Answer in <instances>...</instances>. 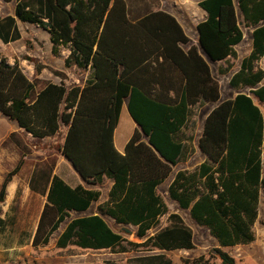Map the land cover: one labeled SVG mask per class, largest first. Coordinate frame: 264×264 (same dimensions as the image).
I'll use <instances>...</instances> for the list:
<instances>
[{
    "label": "trees",
    "instance_id": "obj_1",
    "mask_svg": "<svg viewBox=\"0 0 264 264\" xmlns=\"http://www.w3.org/2000/svg\"><path fill=\"white\" fill-rule=\"evenodd\" d=\"M233 1L198 2L206 13L196 26L198 46L169 12L152 11L148 5L139 9L134 0H15L13 14L0 16L2 43L19 40L17 22L36 25L49 34L54 56L69 52L63 59L65 68L87 72L80 85L67 86L65 74L51 70L60 82L37 89L16 60L9 64L0 58V113L35 139L59 136L64 128L63 139L54 147L79 177L91 187L112 180L108 198L96 213L73 217L72 212L92 208L100 192L82 185L71 187L54 175V159L35 166L29 187L45 196L46 202L32 238L34 249L47 245L63 224L55 242L58 248L72 245L122 254L150 244L158 250L129 257L127 264H173L165 252L194 249L192 228L181 214L169 212L159 187L172 166L194 150L181 143L189 120L188 104L196 102L189 98L196 93L204 101L220 99L218 82L200 50L211 62L236 59L234 47L244 39L240 15L244 26L252 28V45L229 79L237 94L207 114L198 140L204 160L192 170L177 171L167 189L168 199L215 241L207 254L183 263L240 264L227 249L255 240L253 227L264 191L260 107L264 69L259 66L264 57V0H238L236 5ZM171 70L174 76L168 77ZM125 102L139 128L120 154L113 131ZM9 138L25 148L16 133ZM23 164L21 157L2 178L0 210L7 185ZM20 194L18 187L14 201ZM16 207L17 203L10 208ZM162 217L166 224L159 228ZM107 218L116 226L134 227V236L142 242L124 238Z\"/></svg>",
    "mask_w": 264,
    "mask_h": 264
},
{
    "label": "rangeland",
    "instance_id": "obj_2",
    "mask_svg": "<svg viewBox=\"0 0 264 264\" xmlns=\"http://www.w3.org/2000/svg\"><path fill=\"white\" fill-rule=\"evenodd\" d=\"M164 2L163 7L167 8L168 0H162ZM172 1V0H171ZM190 1L195 0H188ZM134 3L139 9L144 8L146 5L153 8H159L160 0H134ZM236 5V3H235ZM240 26L244 34V40L239 44L237 51L239 54H243L247 50V44L250 40V28L245 27L242 18L238 15ZM22 39L20 41H15L9 45H0V58H4L9 62H16L21 66L23 73L28 77L29 80L36 83L37 89L41 88L47 82H60V77L53 74L51 70H58L65 74V79L63 83L67 86L74 84H81L83 80L86 79L87 72L83 73L77 68H65L63 64V59L68 55L67 50H63L61 55L54 56L51 53V45L48 39V33L38 27H32L27 25L21 26ZM262 69H264V61L261 63ZM40 67V71L37 72V68ZM221 91L227 97L229 95L227 80L221 77ZM264 84V82H262ZM231 90V89H230ZM234 92V90H231ZM244 91H247L246 89ZM255 103L257 100L255 99ZM261 111L264 113V103L260 104ZM125 117L128 119L129 115L127 110L125 111ZM6 117L0 113V120H4ZM7 120V118H6ZM4 127H10L11 125H16L13 120H8L4 122ZM64 129L61 127V132L59 136L47 137L44 139H34L26 133H22L21 139L23 140L24 149L22 156L25 157L24 169L26 170L30 164L36 162L38 164L42 162H47L51 159L58 160L60 155L55 150V145L62 140ZM0 136L1 133H0ZM1 139V137H0ZM19 157L17 149L13 148L12 145L8 144L7 140H0V182L5 174V172L12 168L17 162ZM59 176H64V169L61 166L57 170ZM262 178H264V154H262ZM105 188V185L102 186ZM159 193L161 196L165 192L164 187L159 188ZM163 197V196H162ZM165 199L169 201L166 196ZM170 204V211L172 209H177L174 204ZM41 206V201L34 202V206L28 205L27 203L21 205L18 203L14 213V220L11 226V230H16L23 228L25 231L24 239L30 234L34 233L37 223L39 209ZM7 202L3 203L1 206V211L7 209ZM96 208V203L92 206L91 210ZM90 210V211H91ZM180 214L184 222L192 228L194 232V243L195 247L193 250H174L165 252L168 258L173 262V264H184L183 260L197 257L199 255H205L208 251L215 246L214 239L210 236L208 231L202 226L195 224L188 216L187 211H182L180 209ZM108 223L113 226L117 231L122 232V236L130 241L140 243L135 234V228L132 226H116L112 221L107 219ZM166 224L165 217L160 218V225L163 227ZM64 224L55 231L49 239L47 245L32 249L31 251V261L28 264H104L105 261H114L115 264H127L126 260L129 257L147 254L151 252H157L149 244L145 248H136L128 253H115L109 250L105 251H93L84 250L74 246H68L66 248H58L55 244L58 234L63 230ZM255 240L248 245H239L227 251L235 257L236 261L240 264H264V191H261V197L259 198V218L254 224ZM155 230L149 232V235H153ZM7 240V238H6ZM151 249V250H146ZM8 264H20L17 263L13 258L5 259ZM2 260L0 264H6ZM218 263V261H216Z\"/></svg>",
    "mask_w": 264,
    "mask_h": 264
},
{
    "label": "crops",
    "instance_id": "obj_3",
    "mask_svg": "<svg viewBox=\"0 0 264 264\" xmlns=\"http://www.w3.org/2000/svg\"><path fill=\"white\" fill-rule=\"evenodd\" d=\"M199 1L200 0H195V2L190 1V3H189L188 0H172V1L168 0V2H167L168 7L164 8L163 7L164 2L162 0H160L159 8L151 9V6H150V10H152V11L162 10V11L169 12V14H171L173 17H175L177 19V22L180 24V26L182 27L185 34L192 41L191 43L198 46L199 41H198V33H197L196 26L200 21H203L206 18L205 11H203L198 6ZM237 1L238 0H234L233 1L234 4ZM14 6H15V0H12L11 2H8V3L0 1V16L3 17L6 15H12L14 12ZM238 24L240 25V23H238ZM22 25L23 26L24 25H27V26L30 25L32 27H38L36 25L29 24V23L17 22V26L21 32L19 40H15L17 42L22 39V34H23L22 30H21ZM248 28H250V40H249V43L246 45L247 50L245 53L240 55L239 52L237 51L239 45L235 46L234 49L237 53L236 59L230 58V60L228 62H224V61L211 62L209 59H207V57L204 55L202 50H200L201 55H203L204 58L206 59V61L208 62V67H209L210 74H211L212 78L218 82V85H219L218 91H219L220 99L216 102H208V101H204L203 98H200V97L197 98L196 93L189 98L190 100L196 101V102L193 105L188 104L187 110L189 111V120L187 122V128L183 129L184 130V138L181 140V143L185 144L186 147H188L189 149L193 148L194 150L191 154L187 155L185 157V159L180 160L179 162H177L175 165L172 166V171H171L169 177L165 180V182L162 185H160V187L165 188V192H163L162 196H163V199H164V201H165V203L169 209V212H175V213L180 214V208L177 205V203L170 200V199H169V201H167L165 199V197L167 196V189H168L170 183L172 182V180L174 179L176 172L180 171V170H184V171L185 170H192V169L196 168L205 158L204 154L199 149L198 140L200 138L201 130L203 129L204 120H205L207 114H209V112L213 108H215L220 101L227 99V98L231 99L237 94V91L231 88V86L229 84V79L237 71L238 67L240 66L241 60L245 56H247L251 50L252 28L251 27H248ZM48 39H49V37H48ZM15 41L9 42L7 44H4L0 41V45H9ZM50 45H51V43H50ZM6 61L9 64H12L14 62L13 61L11 63L8 60H6ZM262 61H264V57H262L261 60L259 61L260 68L262 67L261 66ZM229 65H231V66H229ZM226 67L229 69H227V71H224L222 73V69H224ZM174 73H175V75H177V70ZM171 75H173L172 70L169 74H167V76L169 77ZM221 77H223L227 80V85L229 88L228 89L229 95H227V97H225V95L221 91V87H222ZM52 83H55V82H52ZM168 84H169V79L167 78L166 86ZM230 89L234 90V92H232ZM167 95L169 97H171V96H173V92L168 91ZM126 110H127V102H125L121 106L118 124L115 126L114 131H113V143L115 145V149L118 152H120V154H123L124 147L126 146L127 142L131 138L135 128L138 127V125L135 123V121L130 117L128 110H127V113L129 115V118L127 119L125 117V111ZM4 117H6V116H4ZM6 118H7V120H6ZM6 118L4 120L3 119L0 120V133L2 135L0 137H1V139L7 140L9 145H12L13 148L17 149L18 155H19V157L17 158V162H16V164H17L19 159L21 157H23L22 156L23 150L20 149L14 143V141H12L9 138V136L11 133H16L19 141H23L21 139V137H22V133H25V131L21 128H18L16 123H15L16 125H11L10 127L5 128L3 125L4 122L11 120L8 117H6ZM64 134H65V129H64V132L62 135L63 137H64ZM26 135L32 136L29 133H26ZM262 154H264V147H262ZM262 154H261V158H262ZM23 158L26 159V156ZM35 165H36V162L34 164L33 163L30 164L28 166V168L25 170L23 168L24 167V164H23L22 167L20 168L19 172L15 176H13L11 182L9 183V185H7L6 197H5L4 202H7L8 207H7V209H4L2 211L0 210V262L2 260L4 261L6 258L7 259L13 258V260H15L17 263L19 262L20 264H28L31 261V251H32V249H34L32 247V238H33L34 233L32 234V231H31L30 234H28V236L26 237V239H24L25 231L23 228H19L16 230L10 229L11 228L10 225H12L13 220H14V215L11 214L10 211H13L14 213H16L15 212L16 209L14 210L10 207H12V205H15L16 203H17V205H18V203H20L21 205L27 203L28 205L34 206V202H38L40 200L41 201V206L39 209V215H40L41 209L43 208V206L46 202V197L42 196L38 193H35L34 191H31V189L29 187L30 186L29 185L30 178H31L33 171L35 170ZM14 166H15V164L13 165V167ZM61 166L64 169V176L63 177L59 176L57 174V170ZM12 168H10V169H12ZM10 169H8V170H10ZM52 172L54 175H57L61 179H63L71 187H74V186L76 187L77 185H82L85 188H96V190H98L100 192L98 202L96 203V208L99 204L106 201L108 198V191L111 188L112 180L105 179V181L103 182L102 185H99V186L95 185V186L91 187L90 185L85 183L79 177V175L73 169L72 164L62 156H60V158L56 161V165L53 167ZM103 185H105V188H102ZM18 187L21 189V194L19 196V200L16 202V201H14V198H15L16 189ZM169 203L174 204L177 207V209H172L170 211L171 208H170ZM96 208L94 210H91V208H90L89 210H87L83 213H78V214H75L72 212V216L75 217V216H82V215H88L91 213H96ZM182 211H184V210H182ZM39 215H38V219H39ZM107 219L112 221V219H110V218H107ZM6 238H7V240H6ZM4 263L8 264L7 261H4Z\"/></svg>",
    "mask_w": 264,
    "mask_h": 264
},
{
    "label": "water",
    "instance_id": "obj_4",
    "mask_svg": "<svg viewBox=\"0 0 264 264\" xmlns=\"http://www.w3.org/2000/svg\"><path fill=\"white\" fill-rule=\"evenodd\" d=\"M66 159V158H65ZM67 160V159H66Z\"/></svg>",
    "mask_w": 264,
    "mask_h": 264
}]
</instances>
